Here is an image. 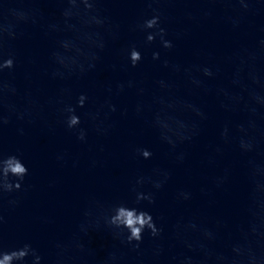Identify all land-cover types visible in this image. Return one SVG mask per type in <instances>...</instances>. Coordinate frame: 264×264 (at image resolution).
<instances>
[{"label": "clouds", "instance_id": "clouds-1", "mask_svg": "<svg viewBox=\"0 0 264 264\" xmlns=\"http://www.w3.org/2000/svg\"><path fill=\"white\" fill-rule=\"evenodd\" d=\"M10 0H4V3H9ZM54 2L65 5L64 8L60 10V17L64 25L71 27L70 21L73 18H78L80 23L86 29H100L105 23V19L100 15L99 9L96 5L100 0H54ZM240 5L244 10L249 9L251 3L256 2V0H238ZM82 6V8H81ZM10 18V19H9ZM8 20L5 23V20ZM37 22V16L35 13H30L27 11H22L17 8H7L5 9L3 4H0V74L3 73L5 69L11 70L15 67V60L12 56L7 59L3 58L2 49L5 43V39L13 40L17 38L16 27L19 23L24 22ZM52 28H57L58 24L51 25ZM143 30H154L148 31L146 35V41L152 43L157 36L160 37L162 46L165 49H171L173 44L170 40H166V30L160 27V15L154 14L151 18L146 19L142 25ZM96 37H100V33L96 32H83L79 39L80 45L86 46L88 48H96L97 52H92L90 55L89 69L95 68L96 62L99 61V51H103L105 43L102 38L99 41ZM264 45V41H261ZM74 40L64 39L59 41V46L64 50L65 53L72 52L76 50L78 54L85 55L84 47H81ZM56 60L60 64H64V59L59 53L54 54ZM127 58L132 67H136L140 61L143 59L140 51L135 47L131 46L127 49ZM153 60H158L160 54L154 52L152 56ZM254 59V57H253ZM167 66V61L164 62ZM205 77H212L214 75L213 71L209 67H204L200 69ZM249 79L253 86L264 87L261 83L260 77L254 72L249 73ZM163 85V81L160 82ZM194 83L199 84V81H194ZM233 83H239V80H234ZM6 86L0 81V105L4 102V88ZM121 85V89H122ZM248 90V99L245 102L247 110L255 116L260 108H264V93L256 90V87H252ZM10 92H15L14 88H9ZM240 99H243L242 97ZM87 97L81 94L77 98L76 107H84ZM76 107L71 105L64 109L67 114L66 125L69 129H76L80 125L81 121L76 113ZM110 110L115 112V105H110ZM139 110V109H138ZM196 115L204 118V113L199 109H196ZM175 128L171 130L169 134L162 135V139L170 144L173 148L176 146V140L183 142L186 139H191V135L194 133H186L188 128L187 124L182 120H173ZM8 120L0 116V129H2L4 124H7ZM156 126H160L159 115H157L155 120ZM237 130L244 134L240 138L239 146L244 152H251L255 148V140L253 137L248 135V128L255 129V121L249 120L248 128H245L244 124H238ZM228 126L225 125L221 131V137L227 142L228 139ZM176 137V140L172 138ZM78 139L84 140L85 133L83 129L79 130ZM137 152L144 159H149L152 156L151 151L147 148H139ZM183 158L182 156L180 157ZM261 174L259 167H254L252 169L251 175L253 178ZM28 175V168L25 166L23 161L16 155L4 156L0 153V199L3 198L4 194L11 193L13 191H19L22 188V184L25 176ZM15 178L14 180L12 178ZM168 174H164V180H167ZM227 179V175L218 178V185L223 184ZM164 181H157L154 187L157 189L163 186ZM140 183V181H138ZM264 194V187L259 181L254 179L253 187V207L250 208V213L252 219L250 220L248 227L241 230V241H236L231 244L228 254L216 253L213 251H205L204 257L199 264H264V253H257V251L252 247V241L255 239H264V202L258 201L256 199L257 195ZM183 199H190V193H181ZM141 201H147L149 204L154 203V197L151 193L145 194L142 192L136 193L135 203L139 204ZM10 204L17 203L14 200L9 201ZM261 206V212L255 210L257 205ZM4 217L0 214V225H3ZM104 226L112 231L115 237H123L122 243H125L133 250L140 248L143 241L144 233L147 230L152 238H158L161 236L162 228L158 227L153 216L143 209L137 207H128L127 205L121 203L114 206L110 213L103 217ZM98 228L99 225L97 224ZM195 227V225H191ZM93 228V224L89 222L87 225L81 224L80 230L85 235L88 234L89 229ZM204 236L209 241H214V233L210 230L204 232ZM78 247L83 248V245H78ZM189 249H192L191 244L188 245ZM33 257L32 264H40L41 256L37 253L31 244L25 243L21 248H16L11 251H4L2 245H0V264H24L27 257ZM181 264H197V262L191 256H187L181 261Z\"/></svg>", "mask_w": 264, "mask_h": 264}]
</instances>
